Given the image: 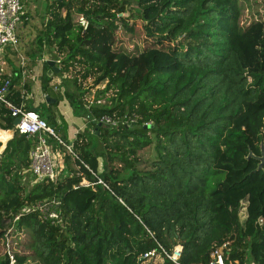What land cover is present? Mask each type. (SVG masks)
Listing matches in <instances>:
<instances>
[{"label": "trees", "instance_id": "trees-1", "mask_svg": "<svg viewBox=\"0 0 264 264\" xmlns=\"http://www.w3.org/2000/svg\"><path fill=\"white\" fill-rule=\"evenodd\" d=\"M25 9L23 27L37 30L27 72L48 49L62 59L50 73L44 60L40 76L56 101L34 105L21 64L0 85L10 75L7 98L55 129L62 142L47 141L63 164L54 181H35L38 136L15 129L0 103V129L14 130L3 150L0 141V264L6 235L16 264H145V253L177 244L181 264H206L226 242V264H264V164L248 158L264 143V0H46L33 24ZM62 95L80 111L73 139L53 112ZM150 145V168H139ZM54 198L64 224L31 209Z\"/></svg>", "mask_w": 264, "mask_h": 264}, {"label": "built area", "instance_id": "built-area-1", "mask_svg": "<svg viewBox=\"0 0 264 264\" xmlns=\"http://www.w3.org/2000/svg\"><path fill=\"white\" fill-rule=\"evenodd\" d=\"M22 0H0V54H4L10 50H16L20 43L17 29L21 21V15L24 13V7ZM78 22L83 27H87L88 21L83 15L78 17ZM18 52V51H17ZM19 53V52H18ZM19 62L23 69V77L28 74L26 70V58L22 54H18ZM55 60L56 65L61 64V58L58 57ZM0 69V74L2 73ZM1 77V76H0ZM1 79V78H0ZM33 79V78H32ZM10 75L6 80H3L0 85V103L7 106L12 115L15 118H19V122L15 124V129L20 133L26 135H37L38 140L35 147L30 152V165L29 171L35 176V181L47 179L54 181L59 174L60 161L55 150L49 145L47 136H53L60 142L62 140L57 136L55 129L49 125L46 120L40 117V115L34 110H27L24 107V103L17 105L7 98L9 91ZM59 81L53 80L51 84H58ZM109 95V94H106ZM98 103L102 102V99L97 100ZM103 120L111 125H116L117 121L109 116H104ZM69 151L72 152L71 145H67ZM58 161V162H57ZM58 163V164H57ZM57 168V169H56ZM86 181V180H83ZM102 181V180H100ZM88 184V182L84 183ZM60 204L59 199H49L43 202L37 203L32 206L33 211H37L44 219L52 222V224H64V221L60 218L59 211L56 207ZM28 210V209H27ZM19 218V215L14 217L15 220ZM259 222H263V218H259ZM13 230V229H12ZM11 230V231H12ZM9 230V232H11ZM12 242L10 236L6 235L4 240L5 252L8 255L9 264H16L15 255L11 249ZM182 246L177 244L172 253L169 254L164 248L161 247L160 251L155 249L145 253L143 257L145 259L155 258L160 256L164 261V256L171 260L172 264H181L179 258L181 256ZM229 259L228 242L215 247L211 254L210 259L206 264H226V260ZM236 262L229 260L228 264H235ZM254 264V263H251Z\"/></svg>", "mask_w": 264, "mask_h": 264}, {"label": "rangeland", "instance_id": "rangeland-1", "mask_svg": "<svg viewBox=\"0 0 264 264\" xmlns=\"http://www.w3.org/2000/svg\"><path fill=\"white\" fill-rule=\"evenodd\" d=\"M43 3L42 0H35V2H31L30 0V4L27 5L25 4V7L29 13L31 15H33V18L31 20V23H36L37 21H44V16H45V8L41 5V3ZM46 1V0H45ZM260 4H262L263 0H258ZM257 7H259L260 9H262V6L257 5ZM25 9V10H26ZM38 14V17H40V19H38L36 17V14ZM249 16V14L247 15ZM78 19V17H76V20ZM17 33L19 34V39H20V43L17 47V51L20 54H24V51H28V50H34L35 46L34 43H32L31 41L35 38V35L37 33V30L35 28V26H26L23 27L22 24V20L19 23L18 29H17ZM18 53V54H19ZM25 55V54H24ZM53 55H58V53L56 51H54L53 48L48 49L46 51H43L42 57L41 59H38L36 64L33 66H30V76L31 77H36V80H32V94H31V98L33 100L34 105H37L39 103H42L44 101V93L42 91L41 88V84H40V76L43 72L44 66H43V62L44 60L47 59H53ZM166 58H170L169 56H165ZM27 58V57H26ZM58 58V57H57ZM12 63L14 65H18L19 62V56L15 55V54H11V53H7L6 56H4L3 54H0V69H2L3 73H9V71L11 72V67H12ZM28 63L30 65V61L28 59ZM62 65V59H61V64H59V68ZM71 71V70H70ZM69 72H64V76H68L70 74ZM56 78V77H55ZM54 80V79H53ZM55 81H59L60 79L58 77L57 80ZM90 81V80H89ZM93 92L91 91V97H92ZM53 112L56 114V120H58V122L61 121V116H64L65 120H66V129H67V134H68V138H71L72 135H76V132L81 128V126H79L78 124H80L79 122H81V118H77L76 115L79 114L80 111H75L69 104H68V100L66 99V97H64L62 95L61 100L57 103L54 104L53 106ZM76 115V116H74ZM78 122V123H77ZM12 134V133H11ZM72 134V135H71ZM6 141H4L3 143H5ZM57 152L58 155V160L61 162V166H57L59 169V175L62 169V164H63V152L62 150H60L59 148H57L55 150ZM140 156H141V162L138 164L139 168L142 169H148L150 168V162L152 161V159L155 156V152L153 149V146L150 145L148 147H146L145 149L141 150L139 152ZM58 162V161H57ZM94 163H97V172L102 170V159L98 158L96 159V161H94ZM58 164V163H57ZM57 169V168H56ZM25 183L28 186H31L35 181L33 180V177L31 174H28L27 177L24 179ZM87 181H82V184L86 183ZM2 245V244H1ZM14 247L16 248V244L13 242ZM12 245V246H13ZM4 251V248H3ZM2 257V254H0V258ZM145 264H164L162 258L160 256H156L155 258H149L145 260Z\"/></svg>", "mask_w": 264, "mask_h": 264}, {"label": "water", "instance_id": "water-1", "mask_svg": "<svg viewBox=\"0 0 264 264\" xmlns=\"http://www.w3.org/2000/svg\"><path fill=\"white\" fill-rule=\"evenodd\" d=\"M47 63L51 67V69L49 70V73L52 70H54L55 72H59L60 68H59V66L56 65L55 60L49 59V60H47ZM45 97H46V99H47L48 102H55L56 101V99L51 98L50 96H47L46 95ZM18 122H19V118L18 117L17 118H14V121H13L14 125L17 124ZM260 149H261V154L258 155V156L254 155L252 153V151H249V154H248V158L249 157H254L255 159H257L259 161L258 168H261L263 166V164H264V143H261L260 144Z\"/></svg>", "mask_w": 264, "mask_h": 264}, {"label": "crops", "instance_id": "crops-1", "mask_svg": "<svg viewBox=\"0 0 264 264\" xmlns=\"http://www.w3.org/2000/svg\"><path fill=\"white\" fill-rule=\"evenodd\" d=\"M43 1V3H41V1H40V3H41V5L44 7V8H46V1L45 0H42ZM6 56V55H5ZM18 65H20V63H18ZM9 73H10V71H9ZM30 73H28V75H29ZM31 77V76H30ZM22 78H23V83H24V77L22 76ZM33 78V79H32ZM31 79L32 80H36V77H31ZM58 79V77H56V78H54V80H57ZM78 123V122H77ZM79 126H81L82 127V124H78ZM1 130H4V129H1ZM9 131H12V134L10 135V138L8 139V140H10L11 138H12V136H13V132H14V130H9ZM77 133V132H76ZM72 135V134H71ZM74 138V135H72L71 136V139H73ZM7 140V141H8ZM7 141L5 142V143H3V141H1L2 142V147H1V150H3L4 149V147H5V145H6V143H7ZM60 164H61V162H60Z\"/></svg>", "mask_w": 264, "mask_h": 264}, {"label": "bare ground", "instance_id": "bare-ground-1", "mask_svg": "<svg viewBox=\"0 0 264 264\" xmlns=\"http://www.w3.org/2000/svg\"><path fill=\"white\" fill-rule=\"evenodd\" d=\"M12 131L0 129V141H7L10 138Z\"/></svg>", "mask_w": 264, "mask_h": 264}, {"label": "clouds", "instance_id": "clouds-1", "mask_svg": "<svg viewBox=\"0 0 264 264\" xmlns=\"http://www.w3.org/2000/svg\"><path fill=\"white\" fill-rule=\"evenodd\" d=\"M47 60H49V59H47ZM54 60V59H53Z\"/></svg>", "mask_w": 264, "mask_h": 264}]
</instances>
